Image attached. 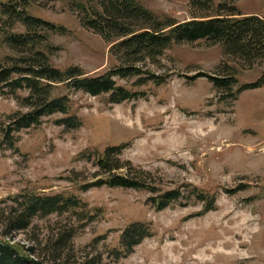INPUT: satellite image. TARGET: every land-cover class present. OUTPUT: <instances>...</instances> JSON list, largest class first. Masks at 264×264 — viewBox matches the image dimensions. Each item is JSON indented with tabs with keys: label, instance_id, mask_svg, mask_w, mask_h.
Returning a JSON list of instances; mask_svg holds the SVG:
<instances>
[{
	"label": "rangeland",
	"instance_id": "374dc122",
	"mask_svg": "<svg viewBox=\"0 0 264 264\" xmlns=\"http://www.w3.org/2000/svg\"><path fill=\"white\" fill-rule=\"evenodd\" d=\"M138 1L161 19L193 18L192 0ZM237 6L244 15L264 16V0H242ZM97 7L98 0H34L30 15L68 31L51 36L56 68L80 67L97 76L115 66L111 46L83 25L85 10ZM14 57L0 39V62ZM145 67L167 82L117 79L119 86L145 95L123 104H111L109 95L54 88V97H69L71 115L82 127L59 125V114L45 117L39 126L13 134V147L4 142L3 129L11 115L29 111L23 105L29 91H0V209L20 195L66 194L77 197L92 216L84 219L75 210L36 218L15 235L16 245L36 247L48 261L47 247L71 233L65 260L70 264L86 257H102V264H264V88L236 96L264 75V62H242L220 45L202 41L175 45L159 64ZM209 77L238 83L232 91L222 90ZM120 146H125L121 162L131 166L115 175L141 177L161 194L180 189L188 200L159 211L152 202L157 195L147 190H84L109 176L96 165L98 156ZM195 188L215 200V209L203 214L205 204L190 193ZM137 222L149 226L153 236L115 262L110 250L120 248L124 230Z\"/></svg>",
	"mask_w": 264,
	"mask_h": 264
},
{
	"label": "trees",
	"instance_id": "16d2710c",
	"mask_svg": "<svg viewBox=\"0 0 264 264\" xmlns=\"http://www.w3.org/2000/svg\"><path fill=\"white\" fill-rule=\"evenodd\" d=\"M56 2L58 0H48ZM242 0H192L193 18L177 22L171 18L161 19L138 0H98L93 12L86 11L83 25L99 34L110 46V56L115 66L108 72L90 76L80 67L67 70L56 68L51 61L53 49L51 36L67 34V29L30 15L34 0H11L0 2V39L18 57L0 62V91L16 94L29 91L23 105L26 113H15L3 129V140L14 146L13 134L37 127L43 118L62 115L58 124L70 129H79L82 122L71 115V102L67 96H53L56 87H67L73 91L93 97L109 95L111 104H123L144 97V94L119 86L117 79L137 78L140 84L148 82L163 85L166 77L153 74L145 66L148 62L159 64L167 50L175 45L195 44L206 41L220 45L226 55L242 62L255 64L264 62V16L244 15L237 3ZM23 32H14L18 28ZM11 60V62H10ZM207 76L204 74L198 75ZM197 78V77H195ZM193 78V79H195ZM215 87L233 90L238 83L232 77H209ZM264 88V75L252 84L243 85L236 96L249 90ZM125 146L108 148L98 156L96 165L107 176L87 185L91 188H121L147 190L156 194L152 199L159 210L173 203L188 200L180 189L161 194L159 189L147 184L138 176L115 175L131 165H125L120 157ZM243 188V187H242ZM245 188V187H244ZM198 202L205 204L203 214L215 209V200L195 188L190 192ZM161 194V195H158ZM11 207L0 209V264H70L65 261L67 249L73 235L67 234L51 248L47 261L38 255L36 247H21L15 243V235L26 232L36 218H47L56 214L81 210L84 219L92 218L75 196L66 194H27L11 198ZM182 200V201H181ZM153 236L152 229L143 223H133L121 236L120 248L110 250L115 262L129 257L144 240ZM103 237L101 240H105ZM77 264H102V257H86Z\"/></svg>",
	"mask_w": 264,
	"mask_h": 264
}]
</instances>
